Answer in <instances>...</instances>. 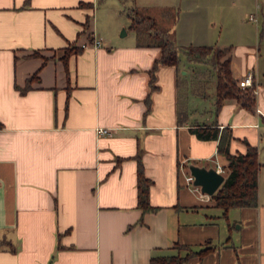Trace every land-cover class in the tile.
Listing matches in <instances>:
<instances>
[{"label":"crops","instance_id":"1","mask_svg":"<svg viewBox=\"0 0 264 264\" xmlns=\"http://www.w3.org/2000/svg\"><path fill=\"white\" fill-rule=\"evenodd\" d=\"M96 1L0 0V240L16 249L1 247L0 264H151L152 256L184 255L177 243L209 242L215 249L183 264H264V0L169 2L184 3L172 32L179 44L228 47L237 81L253 75L254 112L235 98L217 108V69L207 62L160 65L151 91L161 48L139 45L135 30L119 34L122 16L105 32ZM133 2L129 11L154 6ZM85 43L67 70L66 48ZM205 125L231 129L233 153H245V141L259 148L257 206L225 218L188 180L191 164L221 167L226 176L218 140L191 129ZM139 153L159 207L144 214Z\"/></svg>","mask_w":264,"mask_h":264},{"label":"trees","instance_id":"2","mask_svg":"<svg viewBox=\"0 0 264 264\" xmlns=\"http://www.w3.org/2000/svg\"><path fill=\"white\" fill-rule=\"evenodd\" d=\"M88 7L93 8L92 2H87ZM172 10L165 8L163 12L168 15ZM130 25L129 27L137 32L139 45H156L161 48L160 56L155 60L153 67L149 70L151 91L158 86L155 85L156 71L160 65H176L181 62V53L186 55L190 62H207L217 69L218 84H217V108L221 106L227 98H235L245 108L256 111V94L251 87L242 88L238 85L237 79L233 76L231 69L230 48H219L215 45H181L177 42L171 30L163 25L150 15L144 9L133 8L129 12ZM178 19L175 17L174 23ZM90 16L84 23V29L89 28ZM91 38V42H92ZM83 46L74 45L67 47L61 59L64 61L68 70L69 59L73 53H78L83 50ZM32 55H39L35 51ZM39 71H36L28 79L25 87L21 88V92H26L32 88V82L39 79ZM150 96V93H149ZM148 96V97H149ZM146 98L150 104V98ZM4 124L0 120V128ZM192 131L201 139L218 140V151L228 159V164L225 166L226 178L217 191L211 196L215 202V206L222 209V216L229 217V211L233 208L257 206L259 203V148L246 142L247 151L245 153L231 151V140L233 134L228 127L220 130L216 125L212 126H197L191 128ZM137 187H138V206L142 209L143 214L148 211L159 209L150 201V185L151 179L145 173V165L141 154H137ZM141 222L143 218L141 217ZM7 246L12 251L15 247L10 240L3 238L0 240V248ZM176 247L187 249L184 255L170 254L162 256H152L151 264H183L193 255L203 256L213 249L215 245L211 242L205 246L195 249L192 246L177 243Z\"/></svg>","mask_w":264,"mask_h":264},{"label":"rangeland","instance_id":"3","mask_svg":"<svg viewBox=\"0 0 264 264\" xmlns=\"http://www.w3.org/2000/svg\"><path fill=\"white\" fill-rule=\"evenodd\" d=\"M133 1L134 0H97L95 3L96 23L99 22V27H101L103 30H105V32H107L110 27V21L114 20L115 17L122 16V19L124 18L123 20L125 22V25L121 27L119 34H122V32L127 29H129L131 34L135 33L134 30L129 28L130 19L127 16L129 12L128 7L133 6V3H134ZM170 1H173V0H136V3L138 2L142 4L154 5V6H151V10L149 11V13L155 16L161 25L169 28L171 32H174L175 30L174 19L179 14V9L177 7L181 6V8H183L184 3H181L179 5V3L177 4V2H175V5L177 6H171L169 5ZM123 2H125L124 5L122 4ZM164 3H168V4L164 5ZM165 8H170L172 10L170 14L166 15L162 11V10H165ZM117 13L119 15H117ZM249 15L250 14H247V18H246L247 20H250ZM181 58L185 59L186 55L184 53H181ZM211 69L214 70L213 67H211ZM260 187H261V190H260L261 197H262V200L264 201V167L262 169V175H260ZM215 210L219 211V215H221V212H222L221 208L218 207ZM217 219L223 220V217L219 216ZM237 225L238 223H236L235 227H237Z\"/></svg>","mask_w":264,"mask_h":264},{"label":"water","instance_id":"4","mask_svg":"<svg viewBox=\"0 0 264 264\" xmlns=\"http://www.w3.org/2000/svg\"><path fill=\"white\" fill-rule=\"evenodd\" d=\"M189 167L194 177L193 184L209 195H213L226 178L225 174L215 167H206L198 164H191Z\"/></svg>","mask_w":264,"mask_h":264},{"label":"built area","instance_id":"5","mask_svg":"<svg viewBox=\"0 0 264 264\" xmlns=\"http://www.w3.org/2000/svg\"><path fill=\"white\" fill-rule=\"evenodd\" d=\"M250 19H256V16L254 14L250 15ZM95 47H99L102 44L101 39L99 38H94L91 42ZM84 48L89 46V44L85 43L82 45ZM238 85L242 88H246L248 86H253V75L251 73L247 74L246 76H244L243 78H241L238 81ZM110 130L108 128H104V127H100L99 128V132L104 134V133H108ZM219 171H223L221 167H218ZM194 177L192 175L188 176V180L189 181H193Z\"/></svg>","mask_w":264,"mask_h":264}]
</instances>
